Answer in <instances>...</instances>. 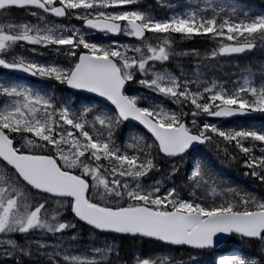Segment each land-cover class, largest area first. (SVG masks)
I'll list each match as a JSON object with an SVG mask.
<instances>
[{
  "label": "snow or ice",
  "instance_id": "6c2138e0",
  "mask_svg": "<svg viewBox=\"0 0 264 264\" xmlns=\"http://www.w3.org/2000/svg\"><path fill=\"white\" fill-rule=\"evenodd\" d=\"M136 3L0 0V69L60 86L0 79V264H117L125 238L162 247L126 264H199L225 237L253 251L213 264H264V191L230 185L200 156L237 164L264 189V125L223 123L264 117V65L215 75L221 58L264 53V7L195 0L161 19L127 7ZM196 38L209 48L191 50L185 68L176 41ZM84 234L104 242L81 244Z\"/></svg>",
  "mask_w": 264,
  "mask_h": 264
},
{
  "label": "trees",
  "instance_id": "16d2710c",
  "mask_svg": "<svg viewBox=\"0 0 264 264\" xmlns=\"http://www.w3.org/2000/svg\"><path fill=\"white\" fill-rule=\"evenodd\" d=\"M168 1V0H167ZM155 2V0H151V3ZM195 0H173L171 5L173 7L166 8V7H159L158 5L152 4L154 11H156L157 18H164L165 15L169 12H178L186 7H189L193 4ZM241 5L247 6L252 8L255 11H260L262 7H264V0H238ZM184 42V43H182ZM102 43V42H101ZM177 45L176 48H181V50L191 51L193 49L197 50L198 52H205L206 49L209 48V44L205 42L201 38H196L193 41H176ZM183 45V46H182ZM180 61H187L190 62L193 60V57L189 58H180ZM225 60L227 62H225ZM221 65L222 70L217 71L215 75L218 77L219 80L224 81L231 78H235L237 76L238 71H242L245 67H250L252 71L259 72V69L262 65H264V54L258 53L257 49L251 53H245L241 56H233L229 58H221ZM5 74L12 77L11 73L7 72L4 69H0V79H5ZM21 81L25 82L26 84H30L34 88L38 89H47L53 87L50 83H46L47 81L40 80V79H33L27 77H20ZM57 87V86H56ZM60 87V86H58ZM57 87V88H58ZM130 89V85H128ZM224 126L226 127H260L264 125V117H260L256 120H246V119H237L233 121H226L223 122ZM200 156H203L207 159L213 168V171L224 177V179L230 185L237 187L244 191H250L255 194H259L264 189H261L257 186L253 180L245 176L243 174L244 169L239 167L237 164L229 161H225L222 158H217L213 153L209 152L207 149H203L200 153ZM187 166V162L183 167ZM85 235V234H84ZM138 240H133L131 238L119 239L118 242L120 247V260L117 264H126L127 261H130L134 258V254L136 253V247L134 246ZM142 247L145 249V254L147 252L145 246L148 248L150 247H159L162 249L159 243L151 242L148 240H140ZM226 247L223 248L224 250L221 251H228L232 254H243L247 255L253 251V248L239 240V238H231L225 245ZM226 250V251H225ZM180 251L173 252L174 254H179ZM215 251L207 250L203 254L198 255L203 264H213V260L215 258Z\"/></svg>",
  "mask_w": 264,
  "mask_h": 264
},
{
  "label": "rangeland",
  "instance_id": "374dc122",
  "mask_svg": "<svg viewBox=\"0 0 264 264\" xmlns=\"http://www.w3.org/2000/svg\"><path fill=\"white\" fill-rule=\"evenodd\" d=\"M172 1L173 0H168V1L167 0H163V2H166V3H169V4H171ZM152 4H155V6H156L157 5L156 0L153 3H151V0H137V3L136 4L130 5V6H127V7H135V8H139V9H142V10H146V11H149L151 13H154L156 15V17H157L156 11H154ZM14 16L18 20H20V19H30V17H25L23 15V13L20 12V11L15 12L14 13ZM60 22L66 24L68 26H71V25L79 26L80 25V22L79 21H76L75 19H71V20L64 19L63 21H60ZM91 38L94 39V40H97L98 42H102V43H108L109 42V37H106V36H97V35H94L93 33L91 34ZM116 40L117 41H120V42H128L127 41V38L122 37V36H120ZM182 43H184V42H182ZM176 46H178L177 43H176ZM177 50L186 51V50H181V48H177ZM257 51H258V53H261L259 49H257ZM188 52L190 53L189 56L180 57V58L193 57L191 55V51H188ZM199 54L201 56H203L205 54V52H199ZM50 55H51L50 53H46L45 56L42 59H48ZM180 58H177V60L180 59ZM194 61H195V57H193V60L190 61V62L180 61V63H182L185 68H188V67L191 66V64ZM178 62H179V60H178ZM174 67H175V64L174 63H169L168 64L169 70H174ZM6 71L9 72L8 70H6ZM240 72H241V70L238 71L237 75H239ZM11 74L14 75V76L11 77L12 79H19L20 77H27V78L39 79V78H36V77L28 76L27 74L18 73V72L11 73ZM44 81H47V80H44ZM21 82H23V81H21ZM23 83H25V82H23ZM46 83H50L53 87H56V86L58 87V85H54L53 82L47 81ZM129 85L131 86L130 87V90L137 89L139 87L138 85H135V84H129ZM172 107H175V106L173 105ZM91 242H95L97 244H102L104 241H103V238H96V237H93V236H91L89 234H85L84 235V239L80 243L81 244H87V243H91ZM116 244H118V242H116ZM134 246L136 247V253L134 254V257H136V256H155V255H158L162 251V249H160L159 247H154L153 246V247L148 248L147 246H145V248L147 250V252L145 254V249L142 247V244H141V241L140 240H138ZM163 250L166 251V249H163ZM169 254L170 255H173V256H176L178 258L179 257H183L184 260H185V262H187V260H188V253L187 252L180 251L179 254H174L173 252H171ZM221 254H232V253L231 252H228V251H226V252L223 251ZM221 254H219V255H221ZM215 257H217V255H215ZM195 259L197 261H199V264H203L201 258L198 255H196Z\"/></svg>",
  "mask_w": 264,
  "mask_h": 264
},
{
  "label": "water",
  "instance_id": "95a60500",
  "mask_svg": "<svg viewBox=\"0 0 264 264\" xmlns=\"http://www.w3.org/2000/svg\"><path fill=\"white\" fill-rule=\"evenodd\" d=\"M95 33V32H94ZM97 34H102V33H97ZM118 36H113L111 37L112 39H115L117 38ZM243 53L241 54H236V55H242ZM258 117L257 114H252L251 116H235V117H231V118H228L227 120H233V119H237V118H248V119H252V118H256ZM212 119V118H211ZM230 237H225L223 238L220 243H218V245L216 246L215 249H212V250H219L228 240H229ZM147 240V239H145ZM151 241V240H150ZM152 242H155V241H152ZM156 243H159V242H156Z\"/></svg>",
  "mask_w": 264,
  "mask_h": 264
}]
</instances>
